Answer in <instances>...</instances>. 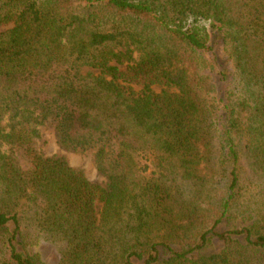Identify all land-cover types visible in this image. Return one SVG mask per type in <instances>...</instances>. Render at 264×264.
<instances>
[{
	"label": "trees",
	"instance_id": "obj_1",
	"mask_svg": "<svg viewBox=\"0 0 264 264\" xmlns=\"http://www.w3.org/2000/svg\"><path fill=\"white\" fill-rule=\"evenodd\" d=\"M253 156L264 0H0V264H264Z\"/></svg>",
	"mask_w": 264,
	"mask_h": 264
},
{
	"label": "rangeland",
	"instance_id": "obj_2",
	"mask_svg": "<svg viewBox=\"0 0 264 264\" xmlns=\"http://www.w3.org/2000/svg\"><path fill=\"white\" fill-rule=\"evenodd\" d=\"M196 25L199 29L207 30L209 25L206 22H199ZM88 70H85L87 73ZM138 91L140 89H137ZM159 91V90H157ZM41 138L39 146L46 156H54L59 154V147L56 144L54 128L51 124L39 127ZM69 163L78 169L86 172L88 178L96 183L105 184V179L98 172L95 163L94 155L92 153H66ZM264 163L256 160V156L250 157L245 162V175L249 177L248 188L246 196L241 199L233 214L236 216L237 221L242 223L257 222L259 226L264 224ZM244 221V222H243ZM45 259L52 263L55 261V255L50 254V249L44 247ZM247 263V262H246ZM245 264V263H244ZM256 264V263H251Z\"/></svg>",
	"mask_w": 264,
	"mask_h": 264
}]
</instances>
